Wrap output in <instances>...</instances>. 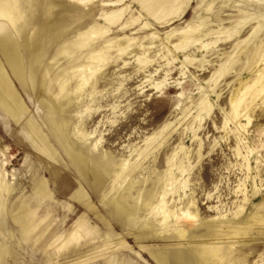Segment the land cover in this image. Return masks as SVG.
<instances>
[{
	"label": "rangeland",
	"instance_id": "374dc122",
	"mask_svg": "<svg viewBox=\"0 0 264 264\" xmlns=\"http://www.w3.org/2000/svg\"><path fill=\"white\" fill-rule=\"evenodd\" d=\"M151 1L0 0V264H264V1Z\"/></svg>",
	"mask_w": 264,
	"mask_h": 264
},
{
	"label": "bare ground",
	"instance_id": "6f19581e",
	"mask_svg": "<svg viewBox=\"0 0 264 264\" xmlns=\"http://www.w3.org/2000/svg\"><path fill=\"white\" fill-rule=\"evenodd\" d=\"M119 1V0H118ZM121 1V0H120ZM154 0L151 1V3ZM158 2H160V0H156ZM163 1V0H162ZM166 1V0H165ZM170 1V0H169ZM166 1V2H169ZM176 1V0H175ZM262 2L264 0H261ZM174 2V1H173ZM172 2V3H173ZM86 3V2H85ZM149 3V4H151ZM161 3V6H163V8L165 7L163 4L165 3ZM159 3V4H160ZM156 4V3H155ZM154 4V5H155ZM171 4V2L169 3ZM168 4V5H169ZM111 5V4H110ZM152 5V6H154ZM152 6H150L152 8ZM160 6V7H161ZM52 6L50 5L47 9L46 12L44 14V17L42 19H40V24L39 26H37V23L35 22H29L31 23V26L33 28V37H32V41L29 43L30 48H28V50L30 49V57L34 60L37 61L39 58L42 57L44 50L40 49V46L42 43H44L45 41H49V39L51 38V36L55 33L58 32V28L61 27V22L58 20L57 15L51 13V8ZM148 7V6H146ZM150 8V9H151ZM153 9V8H152ZM177 9V8H176ZM173 10V9H172ZM119 11V10H118ZM157 11V10H156ZM115 13V12H114ZM113 13V14H114ZM120 13V12H119ZM112 15V14H111ZM109 16V15H107ZM115 16V14H114ZM119 17V16H116ZM114 20V19H113ZM158 20V18H157ZM161 20V18L159 19ZM109 21V20H108ZM35 23V24H34ZM34 24V25H33ZM30 25V24H29ZM28 45V43H27ZM29 47V46H28ZM44 70L41 69L40 72H38V76L36 77L37 80H39V82L41 84H45V82L43 81V74ZM45 73L47 75H50L51 72L49 69L45 70ZM74 73V72H73ZM65 93V91L63 90V87L61 84H59L58 88H57V98L61 95H63ZM65 97V96H64ZM64 104V103H63ZM0 105L4 108V110L11 116V118L14 121H18V117L19 115H15V113L13 112V108L18 109V111H21L23 109V111L25 110L22 100L20 99L17 91L15 90L12 82L9 79V76L7 75L6 71L3 68V65L0 62ZM61 106V105H60ZM16 112V111H15ZM20 113V112H18ZM65 123V122H64ZM65 125V124H64ZM76 131V130H75ZM79 136V135H78ZM81 136V135H80ZM73 137V136H72ZM84 137V136H83ZM85 138V137H84ZM123 172V171H122ZM6 175H2L0 174V190H4L6 189V192H8L9 194H11L13 192V188L11 187V183L6 181L5 178ZM131 187V186H130ZM130 187H126L128 190L130 189ZM44 194L45 191H44ZM142 196V195H141ZM116 198V196H114ZM120 196H118L119 198ZM154 197V196H153ZM150 198V197H149ZM145 199L144 203L145 206L151 204L150 203V199ZM120 199V198H119ZM124 199V198H123ZM125 201V200H124ZM165 202V200H164ZM166 203V202H165ZM163 205V204H162ZM18 205L16 207V209L13 211L14 214V218L17 221V223L20 224V226L22 227V229L25 231L29 225V223L31 222V220L33 219V210H31L29 207H23L22 209H19ZM120 206V205H119ZM166 206V205H165ZM163 208V207H162ZM118 210H120L121 212H124L125 214H127L129 217H131V207H127L125 205L120 206V208H118ZM169 213V212H168ZM165 213H163L164 215ZM162 215V216H163ZM171 214H169L170 216ZM173 215V214H172ZM168 216V214H167ZM166 215L164 216V221L162 220V223L164 225L167 224V219H169ZM167 220V221H166ZM169 222V221H168ZM161 224V223H160ZM169 225V224H168ZM179 225V224H178ZM165 227V226H164ZM163 227V228H164ZM166 229V228H165ZM162 231V230H161ZM167 231V229H166ZM169 231V230H168ZM163 232V231H162ZM172 233L175 232V234L178 236V238L180 239H185L186 235L188 234V225L183 223L180 226H177L173 231L171 230ZM61 236V235H60ZM207 248V247H206ZM216 249V248H215ZM215 249H208L205 250L207 252H202V256H203V260L204 261H209L210 256L218 254V252H216L217 250ZM159 258V260L164 263L165 262V257L164 256H157ZM212 257V258H213ZM223 261V260H222ZM211 262V261H210ZM213 262V261H212ZM224 264V262H223ZM226 264V263H225Z\"/></svg>",
	"mask_w": 264,
	"mask_h": 264
},
{
	"label": "crops",
	"instance_id": "0c3cea01",
	"mask_svg": "<svg viewBox=\"0 0 264 264\" xmlns=\"http://www.w3.org/2000/svg\"><path fill=\"white\" fill-rule=\"evenodd\" d=\"M1 27V29H3V28H5L4 26H0ZM2 64V63H1ZM0 108L4 111V112H6L5 110H4V108L0 105ZM7 113V112H6ZM7 115L11 118V116L7 113ZM12 119V118H11ZM13 120V119H12ZM15 122H17V121H15ZM43 157V156H42ZM46 158V157H45ZM47 159V158H46Z\"/></svg>",
	"mask_w": 264,
	"mask_h": 264
}]
</instances>
